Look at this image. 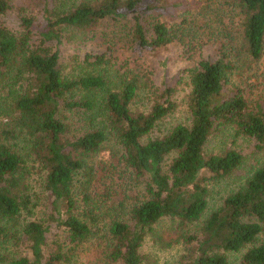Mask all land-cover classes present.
<instances>
[{
    "label": "trees",
    "instance_id": "1",
    "mask_svg": "<svg viewBox=\"0 0 264 264\" xmlns=\"http://www.w3.org/2000/svg\"><path fill=\"white\" fill-rule=\"evenodd\" d=\"M146 1L80 0L66 9L46 8L36 44L33 19H22L20 34L1 23L10 3L0 0V95L5 93L0 96V121L11 120L9 129H0V248H25L10 261L0 254V264H69L79 257L80 248L97 241L104 247L105 264H143V243L165 218L188 229L201 225L197 232L182 235L186 247L180 264H230L228 255L243 251L240 264H264V162L207 215L210 186L230 177L244 162L236 150L210 152V139L231 127L255 139L257 150L264 151V108L257 100L256 111L251 109L247 88L240 86L254 87V95L264 86V0H197L200 6L187 9L181 22L157 23L151 37L135 17V38L142 48L176 41L191 44L206 29L219 43L215 61L187 70L191 124L146 142L175 109L171 89L147 111L133 112L141 91L137 77L118 75L113 87L108 75L98 71L107 64L99 57L93 63L85 59L92 71L68 78L59 67V52L48 47L49 42L60 43L67 29L92 32L105 22L121 20L125 12L138 11ZM214 21L216 28L211 26ZM69 112L83 125L75 139L67 138L64 121ZM22 137L45 174L54 219L68 234L65 246L49 252L50 226L32 219L36 205L30 173L14 144ZM110 144L119 148L111 168H94V158ZM122 176L130 185L114 187ZM140 185L142 191L128 204L129 220L116 218L101 228L99 210L119 196L124 207L132 198L130 188ZM90 207L81 214L89 217L87 222L79 212Z\"/></svg>",
    "mask_w": 264,
    "mask_h": 264
},
{
    "label": "rangeland",
    "instance_id": "2",
    "mask_svg": "<svg viewBox=\"0 0 264 264\" xmlns=\"http://www.w3.org/2000/svg\"><path fill=\"white\" fill-rule=\"evenodd\" d=\"M76 2H80V0H9L10 9L1 18V23L13 33L20 34L22 19L24 17L33 19L35 25L32 28V42L38 44L41 39L40 31L46 21V8L51 10L66 9ZM199 6L200 3L197 0H147L138 11L125 12V16L121 20L105 22L92 32L67 29L63 31L60 43L49 42L48 47L59 52V67L63 75L68 78L92 71L93 68L85 63V59L88 58L90 63H93L99 60V57L106 59L107 64H103L98 71H104L108 75L113 87L116 85L115 78L118 75L128 73L129 78L137 77L141 91L132 105L133 112L147 111L157 97H161L163 91L167 88L171 89L173 92L171 100L175 104V109L156 125L152 133L144 139L146 142L149 139L165 136L178 125L191 124L192 117L188 107V97L191 90L190 75L187 70L199 67L202 61H215L218 57L219 43L209 36V29H206L205 33L201 29L203 35H200L191 44L187 41H176L165 47L142 48L135 38V17L140 19L147 36L151 37L154 34L153 28L157 23L166 25L179 23L187 9L193 7L197 9ZM203 24V21L199 22V26ZM211 26L216 28L218 23L214 21ZM26 83L28 82L24 81V86ZM240 86L247 88L251 109L256 111L255 101L257 100H260V106L264 108V86L259 88V92L255 90V95L252 92L254 87H250L246 83H242ZM2 95L5 93L2 92L0 96ZM65 117L64 122L68 126L67 138L75 139L81 136V132L84 130L78 115H71L69 112L65 113ZM10 125V119L5 118L0 121V129H9ZM14 144L17 145V151L27 162L26 167L30 173L28 183L33 204L36 205L32 219L45 222L46 225L50 226L47 251L54 250L56 245L65 246L68 243V234L54 219L55 211L52 206V197L46 189L45 174L39 162L31 154L28 139L19 138ZM257 144L255 139L238 135L231 127L220 129L210 139L208 144L210 152L217 154L223 150H236L244 156V162L230 177L210 186L211 196L207 215L217 208L226 196L242 186L250 174L264 162V151H258ZM118 149V146L110 144L106 151L94 158V168L99 167L101 170L105 166L110 169L113 161H115L112 157ZM116 183H118L114 186L116 188H127L130 185L129 179L124 176ZM142 188L141 185L130 188L128 196L132 198L125 202L124 207L120 205L121 196L110 198L105 208H102V211L99 210L101 216L98 219L101 228L104 224L110 225L112 220L116 218L119 221H128V204L134 203V197L142 191ZM96 199L98 198L96 197ZM98 208H100L99 205ZM85 209L93 208H83L79 212L80 217ZM81 218L89 221V217L82 216ZM200 227L201 225H198L188 229L181 226L177 220L163 219L155 225L154 231L146 237L143 243L140 250L143 264H180L186 247L182 235L187 230L195 233ZM98 244L99 241L93 245L80 248L77 252L79 257L73 259L72 262L70 261L69 264H105V258L102 254L104 247H99ZM62 248L65 249L64 252L68 251L66 247ZM20 249L25 251L24 247H20ZM20 249L10 245L7 250L4 247L0 248V254L7 256L6 259L10 261L22 254ZM244 252L230 253L228 255L230 264H240Z\"/></svg>",
    "mask_w": 264,
    "mask_h": 264
}]
</instances>
